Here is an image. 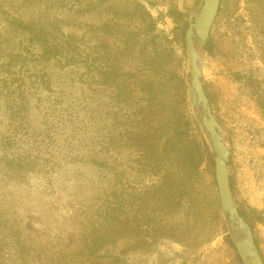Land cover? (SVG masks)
<instances>
[{"label": "rangeland", "instance_id": "rangeland-1", "mask_svg": "<svg viewBox=\"0 0 264 264\" xmlns=\"http://www.w3.org/2000/svg\"><path fill=\"white\" fill-rule=\"evenodd\" d=\"M92 1L78 16L64 0H0V264H245L190 90L181 27L203 0ZM208 40L196 41L203 88L264 261V0H222ZM62 45L89 63L53 56ZM113 73L135 84L125 103ZM140 83L161 92L164 142Z\"/></svg>", "mask_w": 264, "mask_h": 264}, {"label": "water", "instance_id": "water-1", "mask_svg": "<svg viewBox=\"0 0 264 264\" xmlns=\"http://www.w3.org/2000/svg\"><path fill=\"white\" fill-rule=\"evenodd\" d=\"M220 6L221 0H203L198 16L186 32L189 57L191 61L190 90L193 93L195 101H199L205 110L203 124L208 131L214 152L216 180L220 195L221 208L223 212L228 214L231 225L245 234V236L242 237L236 235V249L245 264H264V261L254 243L251 228L246 224L235 206L228 166L229 151L221 135L222 127L212 112L201 79L202 70L199 65L201 60L196 47V41L202 45L206 44L218 16Z\"/></svg>", "mask_w": 264, "mask_h": 264}, {"label": "trees", "instance_id": "trees-1", "mask_svg": "<svg viewBox=\"0 0 264 264\" xmlns=\"http://www.w3.org/2000/svg\"><path fill=\"white\" fill-rule=\"evenodd\" d=\"M64 1L66 3L63 6H61V8L64 9V10H68V11H70L72 13H77L78 16H88L93 11V8L95 6H98V4L94 3L92 0H64ZM256 1L257 0H249V3L253 5V3H255ZM100 6H103V8H104V0H103V3ZM219 11H221V6H220V10ZM189 24L190 23L183 22V25L181 27L183 35L186 33V31H187V29L189 27ZM77 27L81 28V29H83V27H84L85 29H89V30H92L94 32L104 30V27L101 24L92 25L90 23H81V24H78ZM107 27H108V32H112L114 30L113 28H115V26L112 25V24L111 25H107ZM128 42L131 44V41H128ZM101 46H104V43L100 44L99 47H97V48L99 49ZM206 48L209 51L212 50V42H211V40L207 41ZM84 52H85V50L81 49V47H79V46H74L73 48H66L65 45H62L59 50H55L54 51V55L53 56L64 57V56H66V54H69V55H74V56L80 58L81 61H86L87 63H89V59L88 58L91 55V52L89 53L88 57H87V55L84 54ZM103 61H104V56L101 57L99 63H102ZM113 75H114V78L112 79L113 82H112L111 90L114 92L115 90H117V88L119 86H121L120 87L121 88V96H122V99L124 100V103H125L126 99L129 100L132 97L133 91H132L131 87L135 86V84L133 85V82L130 83V81H128V80L125 81L124 78L123 79L118 78L115 73H113ZM138 90L140 91L141 98L147 100L148 103L152 107H156L155 108V112L153 113V116L155 118V123H156L157 127H160V130L155 133L156 134L155 137H157L156 138L157 140H159L161 142H164L165 141V136L168 134V132L166 133V130L164 131L166 126H161V125H165V124H163V122L167 123V120L163 116L162 109H161V106L164 104L163 101L160 99V96H159V94L161 92L159 91V89L156 90L150 84L146 85V86H143L141 83L138 84ZM151 92H152V95H149ZM16 107H17L18 111L25 112L23 114V116H20L25 121V118L27 117L28 112L26 111L24 106L16 105ZM129 114H130V110L124 111L125 120H130L131 119L128 116ZM128 130H129V127H124L123 130H122V133H121V138H125L124 140L126 142H129L130 139H128V137H129V135L132 134L131 131H128ZM132 140H134V139H132ZM152 144H153V146H156L155 145L156 141L155 140L152 141ZM205 149H206L207 157L209 159V164L213 168V173H214V160H213V158L211 156V152H210V149H209L207 144H206ZM150 150H152V149H150ZM230 180H231V178H230ZM240 213L242 215H245V213L243 211H241V210H240ZM236 256H237V259L240 261L241 259H240L239 255L236 254Z\"/></svg>", "mask_w": 264, "mask_h": 264}]
</instances>
